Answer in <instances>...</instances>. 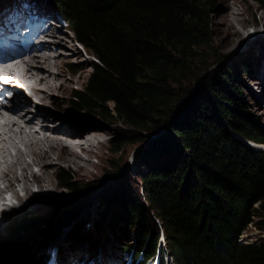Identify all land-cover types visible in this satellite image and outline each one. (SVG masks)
<instances>
[{
    "label": "trees",
    "instance_id": "obj_1",
    "mask_svg": "<svg viewBox=\"0 0 264 264\" xmlns=\"http://www.w3.org/2000/svg\"><path fill=\"white\" fill-rule=\"evenodd\" d=\"M54 1L95 58L75 107L126 127L112 137L114 153L131 142L149 143L139 153L147 168L139 190L129 171L113 165L108 202L123 206L126 229L141 239L137 249L126 245L129 262L147 264L161 248L175 264H264V236L240 240L251 225L264 233V149L249 144H264V129L245 113L233 75L209 71L213 62L206 63L219 0ZM57 176L62 187L80 192L70 172ZM77 215L71 205L28 222V240L57 238ZM81 222L72 232L76 242L83 239ZM26 245L16 235L6 264H36ZM91 251L90 259L100 246Z\"/></svg>",
    "mask_w": 264,
    "mask_h": 264
},
{
    "label": "rangeland",
    "instance_id": "obj_2",
    "mask_svg": "<svg viewBox=\"0 0 264 264\" xmlns=\"http://www.w3.org/2000/svg\"><path fill=\"white\" fill-rule=\"evenodd\" d=\"M2 1L0 0V4H2ZM31 2L32 0L28 1L32 7L35 3L39 5L37 9H40L41 12L37 14L38 16L42 14L45 16L44 18L56 16L60 20L64 19L61 9L54 0H35V2ZM20 3L23 4L25 2L24 0H19ZM32 7L30 10H32ZM45 13L49 14L47 15L48 17ZM32 16L28 15L29 19H33ZM19 18L18 21L21 22L23 17ZM226 21H230L231 24L240 30V35L233 38L228 36L225 30ZM38 22L40 21L36 23ZM36 23L32 22V20H27L22 26ZM63 28L66 36H69L73 41L74 48L81 54L80 58H72L70 63L64 65V69L70 76L79 78V82L74 87L79 92L89 83L93 72L92 62L95 58L92 55V51L86 50L76 41L75 33L69 23H66ZM211 31L212 40L207 49L208 57L206 63H213L209 71H229L233 75L244 93V101L247 105L245 113L250 118V121L264 129V8L257 0H219L217 7L212 13ZM197 84V81L192 82L194 88L198 86ZM31 98L39 99V97H33V95ZM71 99L72 102L68 103L70 95L69 97L67 96L65 104L53 108L52 111L58 117H61L62 121L64 120L65 123L75 127L80 135L93 130L102 132L103 143L102 147H99L101 155L93 157L99 166L94 168L91 173L83 175H75L73 172L75 168L73 167L65 165L58 167L54 176V181L58 185L57 194L46 193V195H42L40 199L34 202V206L64 208L72 205L77 207L78 215L68 224L61 227L58 237L56 236L57 238L44 239L39 238L38 234L33 235L31 240L29 239L27 242L28 246L26 245L27 254L29 253L30 260L36 264H39L44 257H49V264H51V255L57 252L60 253L63 264H124L126 253L129 251V247L126 245H132V248L137 249L141 239L140 234L136 230L126 229L123 206L116 201L108 202L109 191L113 186L112 177L117 171V168L113 165H118L122 171H129L131 182L134 183L132 184L139 190L142 184L141 175L147 171V168L139 163V153L146 150L149 143L131 142L126 144L120 152L114 153L111 150L112 137L118 128L126 129V127L120 123L107 122L98 115L78 110L73 104V99L77 101V96L74 94ZM151 138L153 140L155 137L151 136ZM249 144L252 145V143ZM255 147L262 148L258 145ZM61 169L71 173L73 179L80 186V192H74L61 186L57 176ZM140 193L142 194V192ZM19 208L25 207L20 206ZM147 210V215L153 217V212L149 206ZM79 222L82 223L83 239L80 237L81 240L76 242L72 232ZM149 222L150 227L155 231L152 218ZM27 223L20 222L17 226L21 224L24 230L27 231ZM26 231L21 232V236L28 234ZM262 236H264V233L255 225L249 226L243 234L247 242H254ZM31 241L39 242L37 254L32 253ZM95 245L100 246V251L93 254L95 255L93 261L87 262L85 255L92 254L91 250ZM162 246L168 251L165 242L162 243ZM29 247L30 249L28 250ZM41 253H47L46 255L48 256L40 257ZM9 257L10 254L0 264H6Z\"/></svg>",
    "mask_w": 264,
    "mask_h": 264
},
{
    "label": "bare ground",
    "instance_id": "obj_3",
    "mask_svg": "<svg viewBox=\"0 0 264 264\" xmlns=\"http://www.w3.org/2000/svg\"><path fill=\"white\" fill-rule=\"evenodd\" d=\"M38 6L35 3L30 10L31 7L26 9L19 4V0H3L0 4V24L11 22L13 15L11 18L9 13L19 10L16 12L18 19L23 17L20 22L22 27L28 20V15L31 16L33 9ZM40 8L42 9L41 6ZM33 12V19H30L32 22L40 21L38 23L42 27L57 29L60 35L46 31L45 37L50 38L36 48L27 41L21 54H11V63L1 68V71L11 76L12 82L18 83L9 85L15 94L8 106L3 105V100L10 98V93L2 95L0 100V108L5 109L4 113L0 112V263L10 254L14 236L21 235L14 232L18 223H27L59 209L56 206H34V202L42 195L57 194L58 185L54 176L58 167H73L75 175L91 173L99 166L93 157L101 155L99 147L103 143L102 132L93 130L80 135L75 127L62 121L52 111L53 108L65 104L69 95L70 101L67 102L71 103V96L78 92L74 87L79 78L70 76L64 65L70 63L72 58H80L81 54L74 48L70 37L64 34V29L58 28V23L44 18L42 14L36 20L35 11ZM226 22L228 36L233 38L240 35V30L230 21ZM32 25L27 24L24 27ZM28 55V58H23ZM21 56L22 59L19 58ZM32 95L39 99H32ZM27 203L29 204L26 205ZM20 206L25 208L20 209ZM27 236L26 233L25 238ZM31 242L32 253L37 254L39 243ZM42 254L44 253L40 257L48 256L47 253ZM51 256V264H63L60 253Z\"/></svg>",
    "mask_w": 264,
    "mask_h": 264
},
{
    "label": "clouds",
    "instance_id": "obj_4",
    "mask_svg": "<svg viewBox=\"0 0 264 264\" xmlns=\"http://www.w3.org/2000/svg\"><path fill=\"white\" fill-rule=\"evenodd\" d=\"M56 17V16H55ZM57 18V17H56ZM57 20H59V21H61L63 24H64V26L66 25V23H67V21L65 20V19H62V20H60L59 18H57ZM65 34V33H64ZM245 233V232H244ZM241 237H243V235L241 236ZM240 240H241V238H240ZM242 242H245V243H249V242H247L245 239H244V237H243V239L241 240Z\"/></svg>",
    "mask_w": 264,
    "mask_h": 264
},
{
    "label": "water",
    "instance_id": "obj_5",
    "mask_svg": "<svg viewBox=\"0 0 264 264\" xmlns=\"http://www.w3.org/2000/svg\"><path fill=\"white\" fill-rule=\"evenodd\" d=\"M251 143H252V142H251ZM252 145H253V146H257L258 144H253V143H252ZM258 146H260V145H258Z\"/></svg>",
    "mask_w": 264,
    "mask_h": 264
},
{
    "label": "built area",
    "instance_id": "obj_6",
    "mask_svg": "<svg viewBox=\"0 0 264 264\" xmlns=\"http://www.w3.org/2000/svg\"><path fill=\"white\" fill-rule=\"evenodd\" d=\"M243 239V237H241V240Z\"/></svg>",
    "mask_w": 264,
    "mask_h": 264
}]
</instances>
